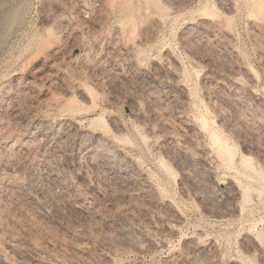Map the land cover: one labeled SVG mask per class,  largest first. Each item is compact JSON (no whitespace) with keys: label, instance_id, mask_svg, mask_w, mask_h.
Here are the masks:
<instances>
[{"label":"rangeland","instance_id":"rangeland-1","mask_svg":"<svg viewBox=\"0 0 264 264\" xmlns=\"http://www.w3.org/2000/svg\"><path fill=\"white\" fill-rule=\"evenodd\" d=\"M138 1L0 0V264H264L257 0Z\"/></svg>","mask_w":264,"mask_h":264},{"label":"bare ground","instance_id":"bare-ground-1","mask_svg":"<svg viewBox=\"0 0 264 264\" xmlns=\"http://www.w3.org/2000/svg\"><path fill=\"white\" fill-rule=\"evenodd\" d=\"M141 2H142V5H141V3L140 4H138V5H140V6H142L143 8H151L150 10H152V9H154V12L155 11H164L165 10V6H162V4H161V2H160V0H140ZM111 2L113 3H115V2H118L117 4H119V2L120 3H122V5L120 6V9L122 10V8L124 7V8H127V9H129L130 7L132 8V5H133V0H111ZM137 2H139L138 0H137ZM113 3V4H114ZM163 3V2H162ZM113 4H111L110 3V5H112V7H113ZM115 6H116V4H115ZM114 6V7H115ZM117 6H119V5H117ZM122 7V8H121ZM164 7V8H163ZM140 8L141 7H139V10H140ZM111 10L113 9V8H110ZM148 9V10H149ZM110 10V11H111ZM114 10V9H113ZM138 10V11H139ZM143 10V9H142ZM142 10H140L139 12H140V14L141 13H144L145 12V9H144V12L142 11ZM128 11H130V10H128ZM142 11V12H141ZM153 11V10H152ZM207 12V11H206ZM255 14H256V16H260L261 18H262V20H264V0H257L256 1V3H255ZM150 13V12H149ZM156 13V12H155ZM210 13H212V12H210ZM255 14H253V15H255ZM11 15V14H10ZM13 15V14H12ZM160 16V14L158 15V17ZM206 16V15H205ZM141 17H144V14H143V16H142V14H141ZM145 17H147V16H145ZM161 17V16H160ZM254 17V16H253ZM18 18H20V17H18L16 14H14L13 16H9V18H8V20L10 21L9 23H11V24H13V22H17V19ZM209 18V17H208ZM230 19V18H229ZM255 19V18H254ZM135 20V19H134ZM156 20V19H155ZM160 20V19H159ZM159 20H158V22H159ZM261 20V19H260ZM145 21V20H144ZM230 22V21H229ZM135 23H136V21H135ZM134 23V24H135ZM146 23V22H145ZM220 23V22H219ZM15 24V23H14ZM133 24V26H137V25H134ZM155 26V25H154ZM135 27H133V28H131V29H133V30H135ZM216 27V26H215ZM227 27V26H226ZM225 27V28H226ZM228 29V28H227ZM134 32V31H133ZM120 33V32H119ZM118 34V33H117ZM133 35V34H132ZM136 35V34H135ZM154 36V35H153ZM116 37V36H115ZM133 38V37H132ZM138 39V38H137ZM130 40V39H129ZM132 40H134V38L132 39ZM132 43H133V41H131ZM127 44H129V43H127ZM129 45H131V44H129ZM134 45H135V43H134ZM133 46V45H132ZM134 47V46H133ZM137 47V45H135V48ZM139 47V46H138ZM167 47V46H166ZM134 48V49H135ZM131 50H132V47L130 48ZM130 49L128 50V51H130ZM133 49V50H134ZM137 49V51L139 50L138 48H136ZM135 51V50H134ZM136 55H137V53H136ZM169 57V56H168ZM67 108V107H66ZM72 108V107H71ZM75 108V109H74ZM73 109L74 110H76V107L74 106L73 107ZM71 110V109H70ZM79 112V111H78ZM205 122V121H204ZM99 123H101V122H99ZM204 125H205V123H204ZM212 135V134H211ZM216 138V137H215ZM217 139H219V138H217ZM217 139H215L217 142L218 141H220V140H217ZM224 141H222V143H223ZM218 144H219V142H218ZM217 145V144H216ZM226 145V144H225ZM221 146V145H220ZM227 146V145H226ZM226 146H223V147H220V149L222 148H224V150L227 152H225L227 155L229 154H231L232 152L230 151V148H228V146L226 147ZM221 149V150H222ZM232 149V148H231ZM218 151V150H217ZM220 153H221V151H220ZM225 157V156H224ZM223 158V157H222ZM243 160H244V162H245V164H246V166H249L248 165V163H249V160H248V158H246V157H244L243 156ZM232 164V163H231ZM251 168V167H250ZM253 169V171L255 170L254 168H252ZM251 170V169H250ZM244 175V174H243ZM248 179V178H247ZM239 189V188H238ZM243 195H246V194H243ZM244 198H245V196H244ZM248 198V197H247Z\"/></svg>","mask_w":264,"mask_h":264}]
</instances>
